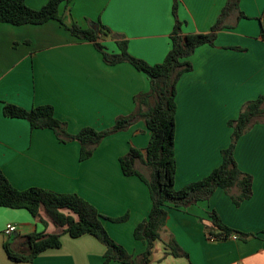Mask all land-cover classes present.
Listing matches in <instances>:
<instances>
[{
  "label": "crops",
  "instance_id": "0c3cea01",
  "mask_svg": "<svg viewBox=\"0 0 264 264\" xmlns=\"http://www.w3.org/2000/svg\"><path fill=\"white\" fill-rule=\"evenodd\" d=\"M49 1L26 3L40 10ZM178 1L183 34L190 35L209 33L229 0ZM240 10L246 18L230 16L226 25L231 28L218 34L214 47L197 49L190 58L193 71L178 83L176 190L203 180L221 165L222 151L231 143L228 123L238 118L246 102L264 94V0H241ZM60 12L68 26L87 29L101 23L128 42L131 56L151 66L161 64L172 47L173 0H73ZM104 45L111 54L120 52L111 38ZM149 92L145 74L126 63L107 65L92 43L72 36L57 21L20 27L0 23V169L18 190L77 194L109 219L129 216L125 223L104 220V226L130 254H143L146 245L135 240L134 231L150 214V192L138 177L124 176L119 159L132 147L145 154L151 139L145 122L106 138L92 158L81 162L78 142L63 144L52 130H32L26 120L5 117L3 108L11 104L30 111L50 105L69 134L76 135L87 127L109 129L118 118L138 113L137 100ZM235 159L253 177L252 198L237 207L219 189L209 202L189 209L170 206L150 264H264V125L240 138ZM137 169L149 174L142 163ZM212 210L240 235L210 240L206 227H212ZM46 221L45 226L27 210L0 207V264H105L107 248L95 237L73 239ZM8 226L17 231L7 235ZM36 233L62 234V247L32 263L11 261L5 244L25 251L27 238ZM170 241L189 257L172 256Z\"/></svg>",
  "mask_w": 264,
  "mask_h": 264
},
{
  "label": "trees",
  "instance_id": "16d2710c",
  "mask_svg": "<svg viewBox=\"0 0 264 264\" xmlns=\"http://www.w3.org/2000/svg\"><path fill=\"white\" fill-rule=\"evenodd\" d=\"M73 0H50L40 10L31 9L26 0H0V23L20 27L25 25L41 26L50 21H57L72 36L80 41L94 45L109 66L130 64L138 72L145 74L150 80V92L142 95L137 103L140 111L126 117H120L115 124L106 130L84 128L78 134L71 135L67 124L58 120L55 110L50 105H43L28 111L16 105L6 104L4 116L11 119H23L30 123L32 130H52L57 139L63 143L78 142L80 144V161L93 157L103 141L115 134L129 130L139 121H144L151 133L145 154L132 147L126 156L119 159L122 173L126 177H138L149 189L152 209L147 219L142 221L134 231V238L146 245V250L139 256H133L126 248L117 244L104 226V220L114 223H125L129 216L109 219L103 216L92 204L77 194H62L52 191L30 188L18 190L10 183L0 169V207L27 210L34 219L43 225L47 221L62 230V234L78 239L85 235L95 237L107 251L105 264H150L155 242L161 240V232L166 227L168 208L186 210L200 203L209 202L217 190H223L239 207L253 196V177L243 173L235 159V149L242 136L256 125H264V94L256 100L247 102L241 108L237 119L228 123L233 130L230 146L222 151V163L208 177L192 183L181 190H176L177 160L175 151L177 91L181 78L193 71L190 58L197 49L203 46H215L218 34L231 28L226 25L227 19L238 14V21L246 18L240 10L241 0H229L219 16L217 23L209 33L183 34V23L178 18L179 1L173 0L174 30L171 34L172 47L161 64L151 66L134 58L128 52V42L102 25L93 23L87 29L74 23L66 25L65 16L61 14V6L71 5ZM111 38L119 49L118 54L108 52L104 41ZM153 102V104H152ZM139 163L150 167L153 171L148 179L137 166ZM212 227H206V234L212 241H226L233 234V229L223 224L216 211L209 212ZM36 233L27 238V250L13 251L8 244L5 250L13 262L32 263L37 257L51 249L62 247L61 236ZM240 235V234H238ZM247 239L249 236L241 234ZM168 247L174 257L188 258V254L180 250L175 241Z\"/></svg>",
  "mask_w": 264,
  "mask_h": 264
},
{
  "label": "built area",
  "instance_id": "2783aa9c",
  "mask_svg": "<svg viewBox=\"0 0 264 264\" xmlns=\"http://www.w3.org/2000/svg\"><path fill=\"white\" fill-rule=\"evenodd\" d=\"M16 231H17V228L15 226H8V228L6 230V234L11 235ZM237 239H238L237 237H234V240H237Z\"/></svg>",
  "mask_w": 264,
  "mask_h": 264
},
{
  "label": "rangeland",
  "instance_id": "374dc122",
  "mask_svg": "<svg viewBox=\"0 0 264 264\" xmlns=\"http://www.w3.org/2000/svg\"><path fill=\"white\" fill-rule=\"evenodd\" d=\"M105 46H106V45H105ZM108 52H109V51H108ZM109 53H110V52H109ZM246 103H247V102H246ZM246 103H245V104H246ZM242 107H243V106H242ZM110 128H111V127H110ZM230 129H231V128H230ZM231 130H232V129H231ZM121 133H122V132H121ZM232 133H233V130H232ZM112 136H113V135H112ZM231 142H232V141H231ZM230 144H231V143H230ZM146 167H147V166H146ZM147 168H148V170H149V171H148L149 174L146 172L147 174L145 173V176H146L148 179H150L149 175H150V173H153V171H152V169H151L150 167H147Z\"/></svg>",
  "mask_w": 264,
  "mask_h": 264
}]
</instances>
